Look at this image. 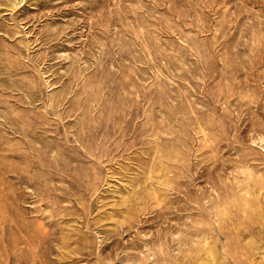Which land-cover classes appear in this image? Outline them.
Here are the masks:
<instances>
[{"label": "rangeland", "instance_id": "rangeland-1", "mask_svg": "<svg viewBox=\"0 0 264 264\" xmlns=\"http://www.w3.org/2000/svg\"><path fill=\"white\" fill-rule=\"evenodd\" d=\"M0 264H264V0H0Z\"/></svg>", "mask_w": 264, "mask_h": 264}]
</instances>
